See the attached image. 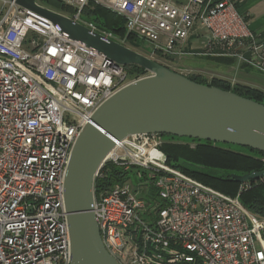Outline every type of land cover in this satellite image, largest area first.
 <instances>
[{
    "label": "built area",
    "instance_id": "obj_1",
    "mask_svg": "<svg viewBox=\"0 0 264 264\" xmlns=\"http://www.w3.org/2000/svg\"><path fill=\"white\" fill-rule=\"evenodd\" d=\"M59 1L73 9L63 16L104 40L128 48L132 36L155 53L232 60L264 76V39L237 8L245 0ZM88 7L122 18L125 37L82 20ZM128 67L0 0V264H70V155L104 103L150 76L131 78ZM165 143L157 134L114 140L94 172L92 212L107 253L117 264H264V213L239 201L264 177L229 197L171 167Z\"/></svg>",
    "mask_w": 264,
    "mask_h": 264
},
{
    "label": "water",
    "instance_id": "obj_2",
    "mask_svg": "<svg viewBox=\"0 0 264 264\" xmlns=\"http://www.w3.org/2000/svg\"><path fill=\"white\" fill-rule=\"evenodd\" d=\"M14 1L48 20L69 39L120 65L137 66L150 73L104 103L74 144L64 181L70 264H117L101 242L92 212L93 175L113 149L114 140L157 134L232 145L264 154V105L192 82L129 48L104 40L33 0ZM262 177L264 171L231 175V180L243 184Z\"/></svg>",
    "mask_w": 264,
    "mask_h": 264
},
{
    "label": "trees",
    "instance_id": "obj_3",
    "mask_svg": "<svg viewBox=\"0 0 264 264\" xmlns=\"http://www.w3.org/2000/svg\"><path fill=\"white\" fill-rule=\"evenodd\" d=\"M37 1L42 6L63 15H69L73 12V9L64 5L59 0ZM82 15L85 17H92V22L98 27L110 31L118 37H124L125 35L124 20L103 8L88 7L83 10ZM128 39L132 41L134 37L129 36ZM127 71L131 78H137L146 74L145 70L137 66H129ZM187 78L197 84L232 92L240 97L264 105V94L258 90L241 85L230 88L229 84L220 80H214L211 84H207L198 76H190ZM167 138H170V140L177 139L172 136H167ZM189 140L197 143L195 149L190 152L180 149L178 152L171 151L165 153L163 150L166 144L163 145L162 151L167 158L168 164L174 169H178L182 173L193 178L196 182L224 195L235 197L241 185L231 180V175L244 176L253 172L264 171V162L262 161L264 159V154L260 152L246 148L244 149L246 151L245 153L236 152L228 149V147L232 145ZM175 148L177 147H173V150H175ZM177 160L181 163L175 164L174 162ZM114 180L113 178L109 179V184ZM239 201L242 206L252 214L261 216L264 213V183L252 185L248 190L242 192L239 195Z\"/></svg>",
    "mask_w": 264,
    "mask_h": 264
},
{
    "label": "rangeland",
    "instance_id": "obj_4",
    "mask_svg": "<svg viewBox=\"0 0 264 264\" xmlns=\"http://www.w3.org/2000/svg\"><path fill=\"white\" fill-rule=\"evenodd\" d=\"M82 20L93 21V18L83 16ZM128 37L129 36H126L125 39V44L128 48L164 67H167L173 72L185 74L188 75V77L198 76L202 78L207 84H211L214 80H220L229 84L230 88H234L237 85H244L252 86L257 90L264 92V77L253 71L243 72L241 71V69L239 70L237 67L238 64L232 60L213 59L206 57H174L163 53H155L153 52L152 48L146 43L141 42L136 38L131 41L128 39ZM162 137L166 142V147L163 150L165 153H169L171 151L178 152V150L180 149H184L190 152L191 150L195 149L197 144L196 142H192L189 139L186 140V138H177L170 140V138H167V136ZM172 146L177 148L173 150ZM228 149L236 152H246L244 148H237L235 146L228 147ZM174 163L179 164L181 162L177 160ZM176 170L182 173L180 170ZM182 174L187 176L184 173ZM189 178L194 180L191 177Z\"/></svg>",
    "mask_w": 264,
    "mask_h": 264
},
{
    "label": "crops",
    "instance_id": "obj_5",
    "mask_svg": "<svg viewBox=\"0 0 264 264\" xmlns=\"http://www.w3.org/2000/svg\"><path fill=\"white\" fill-rule=\"evenodd\" d=\"M239 13L243 16L248 29L258 38L264 39V0H245L237 4ZM241 71H253L250 68L237 65ZM255 72V71H253ZM257 73V72H256ZM259 74V73H258ZM261 75V74H259ZM263 76V75H261ZM264 77V76H263ZM249 85V84H248ZM244 86V85H242ZM257 90L252 86H246ZM259 91V90H258ZM262 92V91H260ZM264 94V92H262Z\"/></svg>",
    "mask_w": 264,
    "mask_h": 264
}]
</instances>
